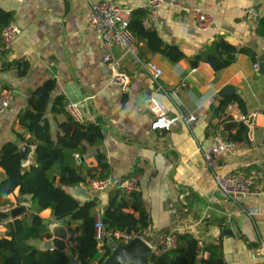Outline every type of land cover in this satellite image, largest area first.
Here are the masks:
<instances>
[{
	"label": "crops",
	"instance_id": "obj_1",
	"mask_svg": "<svg viewBox=\"0 0 264 264\" xmlns=\"http://www.w3.org/2000/svg\"><path fill=\"white\" fill-rule=\"evenodd\" d=\"M102 1L107 0H91ZM113 1L132 11L147 10L144 29L155 31L158 36L136 40L141 61L154 62L163 69L158 81L135 62L132 54L119 46L113 49L120 69L131 79L127 92L111 82L110 65L103 61V38L88 23L89 1L0 0V7L14 12V21L21 28L7 59H23L30 65L25 75H19L15 69L0 70V92L13 91L8 109L0 114V149L7 142H18L17 133L29 137V132L18 124V114L28 107L29 97L38 86L55 79L51 101L64 95L67 101L80 103L85 121L101 125L104 143L91 151L106 154L111 178L121 183L139 175L137 197L124 191L128 200L125 210L137 217L142 209L146 211V225L136 234L151 245V254L161 253L155 247L161 233L177 231L191 233L203 244H221L225 264H257L256 251L264 246V192L237 198L227 196L218 189L214 172L264 170V74L258 73L260 57H264V37L258 33V22L247 19V11L252 7L264 14V0H177L179 6L166 0L155 16L150 13V0ZM195 7L209 12L215 26L199 30L193 14ZM220 38L235 45L237 52L233 64L215 71L196 56ZM167 45L181 50L185 58L171 60L163 52ZM247 47L257 55V63L241 52ZM182 81L187 85L180 88ZM227 84L237 92L226 97L238 95L242 102H233L221 116H214L213 106L222 98L219 91ZM150 97L159 99L172 115L196 109L199 104L204 113L193 127L179 119L168 130L154 129ZM47 115L53 122L52 130H57L62 116L53 120L50 111ZM227 116L245 122L248 135L243 141H234L236 148L227 151L219 164L211 168L204 151L216 135L227 139ZM34 157L33 151L23 165L28 166ZM87 161L97 163L93 155ZM4 176L0 168V180ZM86 187L90 197L99 198L96 212L106 211L109 203L103 202L102 193ZM17 196L18 188L9 195L15 202ZM24 198L30 201L24 215L32 209L47 226L64 225L70 247L72 237L79 235L81 221L69 217L58 220L50 208L32 204L30 195ZM23 199L15 206L22 204ZM228 228L231 232H225ZM0 237L9 238L6 222L0 228ZM46 239L31 240L30 244L41 249Z\"/></svg>",
	"mask_w": 264,
	"mask_h": 264
},
{
	"label": "trees",
	"instance_id": "obj_2",
	"mask_svg": "<svg viewBox=\"0 0 264 264\" xmlns=\"http://www.w3.org/2000/svg\"><path fill=\"white\" fill-rule=\"evenodd\" d=\"M147 10L136 9L131 13L129 28L135 39L158 37L155 31L144 29L143 18ZM14 20V12L0 7V70L15 69L19 75H25L29 62L23 59H7L9 49L3 40L4 29ZM258 33L264 37V14L258 21ZM171 60H181L185 54L174 46L163 51ZM237 48L225 38H220L206 46L196 56L207 62L215 71H220L235 62ZM257 63V55L250 48H242ZM56 80L45 81L38 86L28 100V107L18 114V124L29 132V137L17 133L18 142H7L0 149V168L5 172L0 180V206L14 207L26 195L31 196L32 204L41 209L50 208L58 220L71 218L80 220L79 235L72 237L74 251L80 264H103L111 255L113 244H122L115 231L137 233L146 225V211L142 209L139 217L127 212V196L118 184L109 190V207L103 212L105 237L98 241L95 235V214L99 203L98 196L87 201L76 198L70 189L79 185L89 186L94 180L111 177V165L102 151L93 153L91 149L104 143V134L99 123L77 121L66 110L67 99L57 95L51 101ZM233 102H242L238 95L219 98L213 106L214 116H221ZM53 120L62 116L58 129L53 131ZM227 139L243 141L249 131L248 125L227 116L224 119ZM236 129L235 133L232 132ZM23 144L34 146L35 157L24 166L20 148ZM93 155L97 163L93 165L87 158ZM18 188L16 202L9 195ZM137 197V193H131ZM6 222L7 237H0V264H73L64 251L58 249L41 250L31 245V240L49 238L51 233L45 220L34 211L20 218L0 220ZM208 253V255H206ZM150 264H225L222 245L203 244L191 233L179 234L178 246L172 250L152 253Z\"/></svg>",
	"mask_w": 264,
	"mask_h": 264
},
{
	"label": "built area",
	"instance_id": "obj_3",
	"mask_svg": "<svg viewBox=\"0 0 264 264\" xmlns=\"http://www.w3.org/2000/svg\"><path fill=\"white\" fill-rule=\"evenodd\" d=\"M23 1V0H18ZM90 3V9L87 12L88 23L103 38L105 54L103 61L110 65L112 76L111 82L120 85L124 92H127L131 82L130 76L120 69V61L113 55V49L116 46L121 47L126 53L133 55L136 63L144 66L153 79L158 81L163 74V69L154 62L143 63L136 49V39L131 32L129 25L132 9L123 7L113 0ZM166 0H150L151 15L155 16L156 11L165 3ZM169 4L179 6L177 0H169ZM193 14L196 20V26L201 31H206L215 26L214 17L201 7H195ZM261 17L260 12L252 7L247 11V19L258 22ZM21 33V28L11 21V23L3 31V40L6 49H11L17 36ZM257 67V64H256ZM187 83L181 82L180 88L185 87ZM177 89L174 93H177ZM13 99V91L5 89L0 92V114L5 112ZM88 99V98H87ZM149 106L154 112L155 118L152 123L154 129H170L171 126L183 119L189 127H193L203 116V105L199 104L196 109L181 110L179 114L172 115L165 105L156 97H150ZM66 110L77 121H85L84 113L80 107V103L67 101ZM236 143L232 140L224 138L221 134L215 136L212 145L204 151V157L209 167L214 168L219 164L222 157L227 151L234 150ZM215 181L218 189L227 196L237 198L248 195H260L264 192V170L254 169L250 172L244 171H225L214 172ZM139 175H134L121 183L115 182L111 177L103 180H94L90 183V187L98 193L107 192L115 185L123 189L128 194L139 192ZM13 207L10 205L0 206V211L9 212ZM4 225L0 221V228ZM95 235L98 241H102L105 237V225L103 221V211L98 209L95 214ZM115 237L121 239L123 243H128L132 239L139 237L136 233H126L115 231ZM179 233L177 231H169L161 233L155 243L156 249L160 252L172 250L178 246ZM75 242L70 243V247H74ZM259 261L257 264H264V246L256 251Z\"/></svg>",
	"mask_w": 264,
	"mask_h": 264
},
{
	"label": "water",
	"instance_id": "obj_4",
	"mask_svg": "<svg viewBox=\"0 0 264 264\" xmlns=\"http://www.w3.org/2000/svg\"><path fill=\"white\" fill-rule=\"evenodd\" d=\"M195 61H192V63ZM259 74H264V57H260L258 68ZM236 88L231 85H225L220 91L219 96L224 98L228 94H235ZM34 149L31 145L25 144L20 148L22 162L25 163ZM70 192L79 200H89L90 193L86 186L79 185L72 187ZM101 199L107 205L109 203V193L102 192ZM29 199L24 198L22 204L14 206L9 212L0 211V220H9L18 218L26 213L29 208ZM51 236L43 241L41 245L42 250L58 249L64 251L73 264H80L79 259L76 257L74 251L68 247V231L62 224H50L48 226ZM225 232L231 230L225 229ZM113 251L111 255L103 262V264H150V254L152 252L151 245L141 237H136L128 243L113 244Z\"/></svg>",
	"mask_w": 264,
	"mask_h": 264
}]
</instances>
